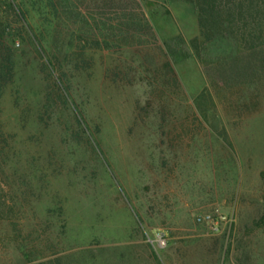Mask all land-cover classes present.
I'll list each match as a JSON object with an SVG mask.
<instances>
[{"label": "rangeland", "instance_id": "1", "mask_svg": "<svg viewBox=\"0 0 264 264\" xmlns=\"http://www.w3.org/2000/svg\"><path fill=\"white\" fill-rule=\"evenodd\" d=\"M15 1L47 46L58 34L71 92L106 165L83 144L71 148L49 113L31 121V99L23 93L15 97L19 108L7 95L1 99L0 133L18 151L19 164L32 161L36 172L32 190H18L11 221H0V264H29L20 247L44 259L72 254L71 264H264V224H254L264 213V83L219 89L189 59L176 66L181 86L165 96L169 112L164 119L158 112L149 58L158 46L154 38L199 36L194 5L105 0L89 12L108 25L118 13L133 22L144 16L157 28L126 37L89 35L80 24H66L60 17L67 14L51 0ZM235 50L232 39L219 35L204 53L224 59ZM201 94L210 124H199L193 107ZM182 128L186 134L174 138ZM217 213L231 219L218 230L196 220ZM157 232L166 237L163 248L153 242Z\"/></svg>", "mask_w": 264, "mask_h": 264}, {"label": "trees", "instance_id": "2", "mask_svg": "<svg viewBox=\"0 0 264 264\" xmlns=\"http://www.w3.org/2000/svg\"><path fill=\"white\" fill-rule=\"evenodd\" d=\"M162 1L170 3L174 0ZM187 1L196 9L199 36L189 40H184L181 36L174 38L155 36L158 46L149 57L153 74L152 83L156 85L155 90L160 92L156 96L161 101L158 112L162 113V118L165 111L169 112V103L166 102L165 96L168 98L167 95L175 93L181 86L176 66L189 59H195L202 67L208 83L219 89H231L235 85L255 86L257 89L259 83H264V0ZM101 2L51 0L54 9L60 8L67 14L66 19L60 17L62 21L64 20L66 24H80L89 35L104 33L106 36H111L118 33L127 37L132 30L136 32L137 37L142 34L151 35V31L157 33V28L148 18L141 16L142 19L139 17L133 22L134 18H126L129 13H118L119 18L116 22L108 25L99 17L100 13H89L103 7L105 0ZM82 32L80 30L79 33L83 34ZM219 35H226L234 41L235 54L229 58L210 59L205 55L204 50ZM57 36L53 38L54 46H47L15 0H0V103L7 95L12 104L19 108L21 103L15 97L21 98L23 93L27 99H31V101L27 100L33 107L30 113H34L35 117L31 121L39 123L43 120L42 115L49 113L50 119L62 126L71 148L83 144L101 160L103 165H106L99 149L97 135L87 124L71 92L67 71L60 61V56L68 54ZM29 46L31 50L27 51ZM29 54H32L30 61L27 60ZM157 59L160 63L156 65ZM32 84H36L38 88H27ZM207 102L204 94L193 100L199 124H210ZM20 112L23 115L25 111L20 110ZM18 115L21 116L19 113ZM160 130L162 134H166L164 128L161 127ZM179 132L174 138H179L187 131L182 128ZM7 140L0 133V221L10 222L19 208L17 192L32 190L29 180L33 178L36 170L31 160L25 162L26 167L19 164L18 151ZM21 175L25 177L20 180ZM260 177L264 183V171L260 173ZM3 183L8 184L7 191ZM262 201L264 202V194ZM12 224L16 226L15 223ZM254 224L255 226L264 224V213L254 221ZM26 248L20 247L22 255L29 264H71L72 262L70 261L72 254L44 259V255L37 254L36 257L34 252ZM228 252L229 249L226 248L224 255L227 256ZM244 257L248 262L250 258L248 252L245 251ZM38 258L43 260L39 259L40 261L33 263V260ZM157 263L160 264L158 260Z\"/></svg>", "mask_w": 264, "mask_h": 264}, {"label": "built area", "instance_id": "3", "mask_svg": "<svg viewBox=\"0 0 264 264\" xmlns=\"http://www.w3.org/2000/svg\"><path fill=\"white\" fill-rule=\"evenodd\" d=\"M198 222H205L209 226L210 229L212 230H218L219 226L221 224H226L227 222H230L231 219L222 213H217L215 215L212 214H204L201 216H198L196 218ZM153 242L155 245L159 248H163L166 246V237L162 232H157L155 233L153 237Z\"/></svg>", "mask_w": 264, "mask_h": 264}]
</instances>
